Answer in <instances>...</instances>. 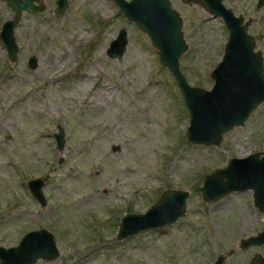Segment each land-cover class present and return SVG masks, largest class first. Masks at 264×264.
I'll use <instances>...</instances> for the list:
<instances>
[{
    "label": "rangeland",
    "instance_id": "374dc122",
    "mask_svg": "<svg viewBox=\"0 0 264 264\" xmlns=\"http://www.w3.org/2000/svg\"><path fill=\"white\" fill-rule=\"evenodd\" d=\"M55 1L39 0L43 11L22 13L14 62L0 40V246L45 228L59 254L33 264H249L264 254L263 245L239 244L264 227L252 190L211 203L201 196L206 175L264 151V102L219 145L192 144L180 89L149 37L113 0H67L60 17ZM257 1L222 0L249 21L264 66V5ZM170 2L188 45L180 69L190 85L210 90L228 31L199 3ZM13 13L0 0V31ZM122 28L127 49L122 59L110 58L106 50ZM35 178L45 182L44 205L28 188ZM166 189L189 192L184 215L117 239L123 214L145 212Z\"/></svg>",
    "mask_w": 264,
    "mask_h": 264
},
{
    "label": "water",
    "instance_id": "95a60500",
    "mask_svg": "<svg viewBox=\"0 0 264 264\" xmlns=\"http://www.w3.org/2000/svg\"><path fill=\"white\" fill-rule=\"evenodd\" d=\"M13 10L12 17L5 21L0 31L9 62L17 58L19 47L14 37V28L23 12L36 13L45 9L39 0H4ZM124 16L135 23L156 48L160 63L169 69L180 89L189 114L187 140L195 145L216 146L222 136L234 127L243 126L250 114L264 102L263 55L255 50L253 37L248 33L249 21L235 15L222 0H182L199 3L212 17L220 18L228 38L221 60L211 71L214 83L210 90L192 86L180 69V57L188 45L183 34V20L170 0H113ZM54 13L60 17L68 7L67 0H56ZM264 0L257 1L262 7ZM128 44L127 30L122 28L110 42L106 54L122 59ZM36 66L35 57H30L28 67ZM56 147H64V133L59 129L54 134ZM44 180L28 181L34 198L45 204L42 187ZM253 191V202L264 213V151L245 157H234L222 168L206 175L201 185L204 202H215L237 191ZM189 192L182 189H166L159 199L143 213H124L120 219L116 237L125 239L139 232L166 228L180 219L186 210ZM241 248L263 245L264 227L256 235L240 241ZM59 254L54 236L45 228L26 232L16 246H0V264H33L38 259L53 260ZM217 259L213 264H221ZM249 264H264V254L255 253Z\"/></svg>",
    "mask_w": 264,
    "mask_h": 264
},
{
    "label": "bare ground",
    "instance_id": "6f19581e",
    "mask_svg": "<svg viewBox=\"0 0 264 264\" xmlns=\"http://www.w3.org/2000/svg\"><path fill=\"white\" fill-rule=\"evenodd\" d=\"M106 8L105 7H102V10L104 11Z\"/></svg>",
    "mask_w": 264,
    "mask_h": 264
}]
</instances>
